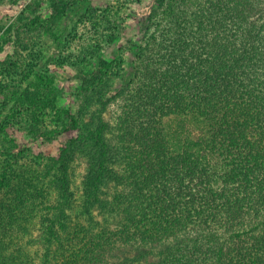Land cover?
I'll use <instances>...</instances> for the list:
<instances>
[{
  "label": "trees",
  "instance_id": "1",
  "mask_svg": "<svg viewBox=\"0 0 264 264\" xmlns=\"http://www.w3.org/2000/svg\"><path fill=\"white\" fill-rule=\"evenodd\" d=\"M71 1L57 0L55 12ZM152 1L114 123L98 114L81 126L68 105L54 130L65 139L55 160L64 166L78 142L94 187L120 183L105 204L123 219L70 233L55 264H104L115 246L158 248L199 231L211 237L179 242L155 264H264V0H168L160 17L165 0ZM94 64L79 73L84 83L111 60ZM1 85L8 104L10 86ZM39 88L22 93L16 110L53 104L60 88ZM19 175L0 202V264H28L16 236L47 195L34 172Z\"/></svg>",
  "mask_w": 264,
  "mask_h": 264
},
{
  "label": "rangeland",
  "instance_id": "2",
  "mask_svg": "<svg viewBox=\"0 0 264 264\" xmlns=\"http://www.w3.org/2000/svg\"><path fill=\"white\" fill-rule=\"evenodd\" d=\"M56 1L0 0V57L5 60L0 63V85L10 86L4 89L10 96L8 104L4 93L0 95V172L8 175L0 176V202L16 190L7 182L15 172H34L47 193L33 216L22 219L16 236V254L28 264H55L70 233L101 232L123 219L107 206L120 183L94 187V170L78 142L70 147L64 166L55 160L52 156L65 139L55 137L54 130L65 122L62 110L68 105L81 126L98 114L114 123L153 5L152 0H72V6L58 14L53 8ZM167 5L165 0L158 17ZM9 53L11 60L3 58ZM100 57L111 60L110 66L97 80L84 83L79 73ZM46 84L60 88L53 104L16 110L22 93L37 94ZM210 237L199 231L179 235L158 248L115 246L104 264H155L179 242Z\"/></svg>",
  "mask_w": 264,
  "mask_h": 264
}]
</instances>
